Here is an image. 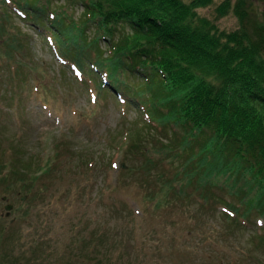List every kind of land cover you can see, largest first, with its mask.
Masks as SVG:
<instances>
[{
  "label": "rangeland",
  "instance_id": "1",
  "mask_svg": "<svg viewBox=\"0 0 264 264\" xmlns=\"http://www.w3.org/2000/svg\"><path fill=\"white\" fill-rule=\"evenodd\" d=\"M221 1L196 8L197 18L219 30L238 28L233 13L216 14ZM250 1L264 17V0ZM37 3L82 17L78 0ZM13 6V0L0 1V168L9 172L0 179V264H23L26 258L58 264L62 253L77 251L69 227L76 222L88 236L79 241L81 250L84 244L97 247L98 264H264L262 197L240 179L235 186L223 184L232 177H222V167L166 155L162 146L176 144L177 133L108 90L97 91L96 99L92 81L86 86L68 63L59 62L47 33L20 21ZM3 24L28 35L22 38L23 64H12L16 78L7 75L4 55L19 34L5 32ZM148 152L159 160L147 161ZM178 167L191 173L180 175L176 191L168 177ZM12 169L19 173L11 176ZM81 184L84 193L77 190ZM223 200L245 204L235 213ZM27 210L28 222L22 219ZM42 219L49 230L34 231L31 223ZM39 236H46L49 250L42 244L39 250Z\"/></svg>",
  "mask_w": 264,
  "mask_h": 264
},
{
  "label": "trees",
  "instance_id": "2",
  "mask_svg": "<svg viewBox=\"0 0 264 264\" xmlns=\"http://www.w3.org/2000/svg\"><path fill=\"white\" fill-rule=\"evenodd\" d=\"M78 1L83 6L82 17L73 19L67 11H49L48 4L40 5L37 0H16L23 9V16L17 18L41 34L47 33L59 58L74 64L81 76L90 75L81 78L86 86L92 81L99 95L108 90L139 115L161 124V129L165 126L177 133L176 144L167 141L162 146L166 155L173 159L188 155L196 165L222 167V177H232L223 184L231 187L233 181L235 186L240 179L263 201L264 17L252 10L251 1L222 0L215 7L218 16L231 12L237 17L239 26L231 31L197 18L196 8L210 5L212 0ZM2 27L7 33L19 34L4 55L10 70L7 75L16 78L12 64L13 68L23 64L26 47L22 38L28 35ZM148 160L159 159L149 153ZM2 170L3 166L0 179L9 173ZM195 171L200 170L196 167ZM12 172L19 173L12 169L11 176ZM190 173L174 168L168 177L171 188L178 191L180 175L187 178ZM85 187L81 184L77 190L84 193ZM222 202L234 212L244 203ZM28 212L23 221H29ZM239 213L246 217L247 212ZM44 221L32 222L34 231L39 226L47 229ZM76 223L69 227L77 236L70 239L77 251L62 253L56 262L98 264L97 247L84 244L81 250L79 241H88V236L83 237L85 229L81 222ZM39 237V250L41 244L49 250L46 236ZM34 262L26 258L23 264Z\"/></svg>",
  "mask_w": 264,
  "mask_h": 264
},
{
  "label": "water",
  "instance_id": "3",
  "mask_svg": "<svg viewBox=\"0 0 264 264\" xmlns=\"http://www.w3.org/2000/svg\"><path fill=\"white\" fill-rule=\"evenodd\" d=\"M123 166H124V164H123ZM5 207H6L7 209H9V208L12 207V205H11V204H7ZM8 213H9V212H7L6 214L8 215Z\"/></svg>",
  "mask_w": 264,
  "mask_h": 264
}]
</instances>
